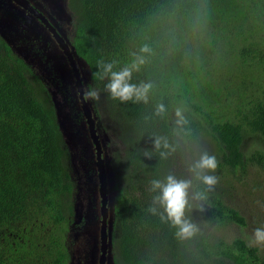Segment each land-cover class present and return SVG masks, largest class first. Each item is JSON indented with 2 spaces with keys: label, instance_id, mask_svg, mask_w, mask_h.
<instances>
[{
  "label": "trees",
  "instance_id": "1",
  "mask_svg": "<svg viewBox=\"0 0 264 264\" xmlns=\"http://www.w3.org/2000/svg\"><path fill=\"white\" fill-rule=\"evenodd\" d=\"M69 8L70 41L88 67V87L129 127L113 204L122 264H264L241 239L220 248L205 232L180 239L161 221L162 209L148 211L156 195L150 182L172 173L171 159L184 157L201 133L211 136L230 174L264 171V0H69ZM145 45L151 51L131 82L153 84L148 103L112 99L107 78L95 75L97 62L117 61L118 71ZM160 103L167 112L156 116ZM177 108L187 121L180 128ZM156 136L174 147L167 158L154 149ZM251 137L258 148L247 154L243 143ZM68 165L51 95L0 34V264H66ZM202 203L205 226L244 222L217 195Z\"/></svg>",
  "mask_w": 264,
  "mask_h": 264
},
{
  "label": "rangeland",
  "instance_id": "2",
  "mask_svg": "<svg viewBox=\"0 0 264 264\" xmlns=\"http://www.w3.org/2000/svg\"><path fill=\"white\" fill-rule=\"evenodd\" d=\"M33 1L50 17L52 23L60 31L66 33L68 28H73V13L69 8V0ZM4 3L0 2V9L8 6ZM24 26L32 30V35L21 37L22 40H20L19 33L21 36ZM0 33L10 40L14 52L26 60L33 73L40 76L46 91L53 99L60 131L67 143L69 153V181L67 182L71 185V191L63 205L67 224L64 241L66 264H97L99 222L95 155L85 118L81 113L76 88L72 85L68 69L65 71L59 69L61 52L57 48L48 50V46L43 49L42 45L48 38L44 28L37 21L29 18L27 14H16L15 10L9 6L0 12ZM36 38L37 40H34ZM31 41L34 44H31ZM52 53L59 54L60 57L56 55L52 58L50 57ZM30 61H32L31 65L28 63ZM81 62L85 72L82 76L86 88L89 85L87 77L89 70L82 59ZM88 103L101 143L109 190L108 245L105 264H122L117 242L112 236L116 224V215L113 213L112 206L116 193V176L125 161L124 148L129 127L121 122L117 109L106 96L100 95L98 101ZM190 143L191 145L187 144L184 147V157L181 158L182 155H180L176 159H171L172 173L166 175L172 174L179 179H189L191 177L188 169L192 161L198 159L204 152L215 156L218 153L213 139L208 134L201 133ZM257 143V137L246 139L243 143L244 151L247 154L253 152L258 148ZM215 175L219 178V182L215 190L208 192L207 195L211 197L217 195L225 205L235 208L243 216L244 222L237 223L232 220L222 225L205 226L201 221L199 211L194 210L188 213V216L196 224L197 231L205 232L208 243L212 246L215 244L216 248H220L223 244L231 245L236 239H241L250 246L253 230L257 227H264V171L259 168L249 169L247 174L239 176L230 174L227 169L218 166ZM197 184L203 186L206 191L205 186L195 180L193 190L197 191ZM196 233L192 239L198 237ZM219 240L222 243H217ZM188 246L192 250L195 249L192 242ZM252 247L257 248L254 254L264 261V246Z\"/></svg>",
  "mask_w": 264,
  "mask_h": 264
},
{
  "label": "clouds",
  "instance_id": "3",
  "mask_svg": "<svg viewBox=\"0 0 264 264\" xmlns=\"http://www.w3.org/2000/svg\"><path fill=\"white\" fill-rule=\"evenodd\" d=\"M151 50L147 45L140 49V54L133 53V61L121 68L114 70L117 61L97 62L100 69L95 75L100 79L107 78L105 90L112 99L121 102L133 101L148 103L149 93L153 88L151 82H142L140 84L132 83L134 71H139L140 67L146 62L144 54ZM83 102L98 101L100 99V90L94 87H86L81 94ZM167 108L163 103L157 104L155 109L156 116L166 114ZM187 123L182 109L175 111V125L177 128ZM153 147L159 151L162 158H167L174 147L170 145L166 137L156 136L153 139ZM163 149V150H162ZM149 155V153H145ZM219 166V161L215 155L202 153L198 159L191 162L188 169L189 179H179L175 175L169 174L163 180L153 179L150 182L149 191L156 193L153 196L152 206L149 212L156 215L158 208L163 211L159 213L162 222H167L173 228L177 229L176 236L180 239L191 238L197 232V226L189 218L188 213L192 211H204L203 201L207 199L208 192L214 191L219 182L215 172ZM203 184L206 191L193 190V181ZM250 246H264V227H257L253 230L250 238Z\"/></svg>",
  "mask_w": 264,
  "mask_h": 264
},
{
  "label": "flooded vegetation",
  "instance_id": "4",
  "mask_svg": "<svg viewBox=\"0 0 264 264\" xmlns=\"http://www.w3.org/2000/svg\"><path fill=\"white\" fill-rule=\"evenodd\" d=\"M0 2H5L4 4H7L10 8L14 9L16 14H19V15H24V13L27 14L29 18H31L32 20L37 21V23L44 28L48 38H47V41L42 45L43 49H44V47L48 46V48H47L48 50H54V49L57 48L61 52L60 54H61L62 58H61L60 68L59 69L61 71L62 70L65 71V69H68V73L70 75L71 81L73 82L72 85L76 88V91H77V94H78V90H77V86H76V82H75V77H74L75 75H74V73L72 71V66H71L70 60L68 58V55L65 53V51L63 50L62 46L60 45V43H59V41L57 39V33H58V35L62 38V41L64 42V44H66L68 46V51L72 52L71 58H73L74 62L76 63V68L79 71L80 79H81V82L83 83V81H84L83 80V76H84L83 74L85 72H84V69L82 67L81 58L76 55V53H75V51L73 49V46L71 44V41H70L71 40V30H72L71 27L68 28V31H66V33H65V31H60L58 29V27H56L54 25V23H52V21L50 20V17L47 16L44 13V11L33 0H0ZM28 5L30 7H32V8H29ZM8 6H5V7L1 8L0 12H1V10H4ZM0 7H1V4H0ZM28 35H30V36L32 35V30L28 26H24V29H23V31L21 33V36H20V33H19V38H20V40H22L21 37L23 38V37H26ZM1 36L5 39V41L13 49V46L11 45L10 40L6 36H4L2 34H1ZM34 40H37V38L34 39ZM33 41H31V44H34ZM18 42H20V41H18ZM56 55L58 57H60L59 54H56ZM56 55L54 53H52L50 55V57L53 58ZM21 58L24 59L22 56H21ZM28 63L31 65L32 61H30ZM61 76H59V77L61 78ZM87 77H88V83H89V74H88ZM51 82H52V80H51ZM83 85H84V83H83ZM87 87H88V85H87ZM84 89H85V87H84ZM81 113H82V110H81ZM82 115H83V113H82ZM93 151H94V146H93ZM94 155H95V151H94ZM94 167L96 168V155L94 157ZM96 178H97V171H96ZM97 184H98V222H99V226H98V245H99L98 251H99V253H98L97 264H100L101 246H102V242H101L102 231H101V228H102V209H103V207H102V202H101V197H100L98 178H97ZM106 195H107V204H106V208H107L106 246H105V255H104L103 264L106 263V258H107L106 254H107V245H108L109 190H107V194Z\"/></svg>",
  "mask_w": 264,
  "mask_h": 264
},
{
  "label": "water",
  "instance_id": "5",
  "mask_svg": "<svg viewBox=\"0 0 264 264\" xmlns=\"http://www.w3.org/2000/svg\"><path fill=\"white\" fill-rule=\"evenodd\" d=\"M28 7L32 8L29 5H28ZM57 39H58L60 45L62 46L63 50L65 51V53L68 55V58L70 60V63L72 66V71L75 75L74 77H75V82H76V86H77V90H78L80 107H81L83 116L85 118V123H86L87 129H88V133H89V136L91 138L92 144L94 146V151H95V155H96V171H97V178L99 181V191H100V197H101V202H102V207H103V209H102V228H101L102 246H101V257H100V264H103L104 255H105V246H106V218H107V208H106L107 195L106 194H107V190H108L105 160L103 157L100 139H99L98 133H97L96 128H95V123H94V119L92 117V113H91L89 103L83 102L81 99V94H82V91L84 90V85L81 82L79 71L76 68V63L74 62V59L71 58L72 52L68 51V46L66 44H64V42L62 41V38L58 35V33H57ZM88 74H89V72H88Z\"/></svg>",
  "mask_w": 264,
  "mask_h": 264
}]
</instances>
